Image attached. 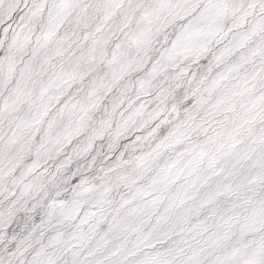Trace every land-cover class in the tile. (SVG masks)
Returning <instances> with one entry per match:
<instances>
[{"label":"snow or ice","instance_id":"obj_1","mask_svg":"<svg viewBox=\"0 0 264 264\" xmlns=\"http://www.w3.org/2000/svg\"><path fill=\"white\" fill-rule=\"evenodd\" d=\"M0 264H264V0H0Z\"/></svg>","mask_w":264,"mask_h":264}]
</instances>
